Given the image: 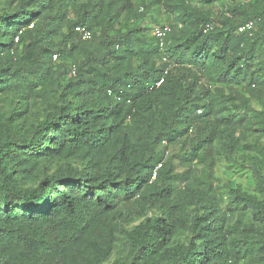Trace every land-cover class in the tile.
Here are the masks:
<instances>
[{
    "label": "trees",
    "instance_id": "obj_1",
    "mask_svg": "<svg viewBox=\"0 0 264 264\" xmlns=\"http://www.w3.org/2000/svg\"><path fill=\"white\" fill-rule=\"evenodd\" d=\"M193 1L3 0L0 103L23 111H0V264H105L120 235L112 264H264V160L253 193L215 177L240 132L264 137V0Z\"/></svg>",
    "mask_w": 264,
    "mask_h": 264
},
{
    "label": "rangeland",
    "instance_id": "obj_2",
    "mask_svg": "<svg viewBox=\"0 0 264 264\" xmlns=\"http://www.w3.org/2000/svg\"><path fill=\"white\" fill-rule=\"evenodd\" d=\"M194 5H199L200 7H204L203 5H200L196 0L193 1ZM227 0H219L215 7H217L220 10H225V7L228 5ZM139 5L138 7H140ZM0 9H5V5L3 3V0H0ZM151 17L156 20V23L150 22V25L152 29L154 27L171 23L172 19L168 14H166L161 8L154 7L150 13ZM54 59V58H53ZM61 58H57V63H61ZM17 98H10L8 101H1L0 103V111L1 112H9L10 108L17 109L16 111L22 112L23 109L18 104ZM46 106H44L39 101L36 103H33L30 101V109H31V117L34 121L39 116H41L44 113V109ZM252 107L255 110H259V106L257 103L252 102ZM253 114L250 113L249 117ZM31 119V118H30ZM259 128L255 125L253 126V129L248 131L244 130L243 132L245 135L243 136V133H239V139L241 143V149L239 152H237L233 159H230L225 154H219L216 157V168H215V177H216V185L222 190L227 186L232 187H238L240 186L241 189L248 193H253L256 188V172L258 171L257 166L254 164L253 160L250 158H247L248 156H254L258 157L260 159L264 160V151L259 150L258 148H264V137L260 136ZM234 161V162H233ZM63 163L60 161H55L48 163L46 162L44 164V167L46 170H49V172L55 171L57 168H59ZM72 166L75 168H80L82 165L80 163H72ZM224 191V190H223ZM152 212L148 211L146 212V215H151ZM137 217L132 221L123 223L124 231H129L133 226L140 223L143 218ZM125 235H120L119 243L117 246L116 251L114 252L113 257L111 260L105 264H112L113 260L118 256L121 255L122 257H125L127 252L125 251Z\"/></svg>",
    "mask_w": 264,
    "mask_h": 264
},
{
    "label": "built area",
    "instance_id": "obj_3",
    "mask_svg": "<svg viewBox=\"0 0 264 264\" xmlns=\"http://www.w3.org/2000/svg\"><path fill=\"white\" fill-rule=\"evenodd\" d=\"M210 28H211V26H207L206 29L209 30ZM172 29L173 28H172L171 24H169V23L154 27L152 29V34L159 40V45H160V48L162 50H164L166 45H167V38L172 33ZM75 31L80 35L81 39L84 40V41H89L93 37L92 31H90L89 29H87L84 26H77L75 28ZM255 31H256V23L254 21H248V22L240 25L237 28V33L238 34L247 33L249 35H253V33ZM53 58H54V60H56L57 59V55H54ZM72 74L73 75L76 74V67L75 66L72 67ZM163 81L164 80L162 79L157 85L158 86L161 85V83ZM109 93H111V91H109ZM160 168H161L160 164L155 168V170L153 172V175H152V180H155L157 178L158 170Z\"/></svg>",
    "mask_w": 264,
    "mask_h": 264
}]
</instances>
